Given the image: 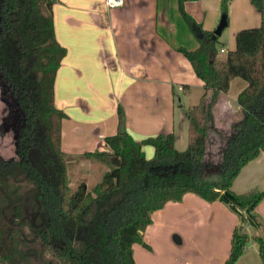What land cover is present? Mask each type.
Returning <instances> with one entry per match:
<instances>
[{"label":"trees","instance_id":"obj_1","mask_svg":"<svg viewBox=\"0 0 264 264\" xmlns=\"http://www.w3.org/2000/svg\"><path fill=\"white\" fill-rule=\"evenodd\" d=\"M56 1L0 0V82L15 134L14 156L0 155V264H137L132 245L150 248L143 231L152 213L187 192L220 200L239 217L224 264H233L250 238L264 262V237L245 230L262 222L252 211L264 190H231L242 166L264 151V0H250L260 23L238 29L234 48L222 55L219 36L177 0L191 30L202 32L194 48H178L203 82L199 101L185 110L187 145L176 149L171 131L135 139L118 106V130L104 137L103 148L80 155L107 167L90 188L69 185L61 148L66 113L54 102V80L66 49L55 37ZM230 1L220 0L227 22ZM236 76L246 85L224 129L217 103ZM209 136L216 146L211 152ZM143 144L152 146L151 157Z\"/></svg>","mask_w":264,"mask_h":264},{"label":"crops","instance_id":"obj_2","mask_svg":"<svg viewBox=\"0 0 264 264\" xmlns=\"http://www.w3.org/2000/svg\"><path fill=\"white\" fill-rule=\"evenodd\" d=\"M183 6L205 30L213 31L221 16L220 0H184ZM52 15L55 37L66 49L54 80V102L66 113L61 122V148L66 155L80 157L103 148L104 137L118 130V106L125 130L135 139L171 131L176 149L183 150L188 140L185 110L195 104H190L192 90L195 97L202 94L203 82L178 50L198 43L178 1L123 0L119 6H107L105 0H57ZM228 21L231 37L221 41L222 30L218 51L233 49L235 32L257 26L260 13L250 0H231ZM93 75L109 77L110 83L92 86L85 77ZM236 78L217 103L220 114L233 113L238 106L236 96L246 82ZM90 98L93 102L86 105ZM142 149L151 157L150 145L143 144ZM253 189L264 190V151L242 166L231 183L238 194ZM252 212L262 222L247 224L245 230L251 237H264V197ZM151 217L143 231L150 248L132 245L137 264H224L239 223L237 214L222 201L208 202L191 192L180 201L166 202ZM233 264H264L253 238Z\"/></svg>","mask_w":264,"mask_h":264},{"label":"rangeland","instance_id":"obj_3","mask_svg":"<svg viewBox=\"0 0 264 264\" xmlns=\"http://www.w3.org/2000/svg\"><path fill=\"white\" fill-rule=\"evenodd\" d=\"M230 29H231V26H228L227 24V26L223 29L222 36L220 38L221 41H227L228 38L231 37ZM218 45H221V44H218ZM222 54L223 53H220V55ZM90 69L95 72L96 67L92 65L90 66ZM236 77H237L236 78L237 81L242 80L241 77L239 76H236ZM85 79L87 80L88 84H91L92 86H95L96 84V86H100L101 88L105 87L103 86V83L104 84L110 83L109 77H95L93 75L92 77H85ZM236 84L237 82L233 83V85L229 89V93L231 94L234 93ZM200 92L198 94H200ZM191 95L192 96L190 99V104L197 103L199 101V98L195 97V90L191 91ZM9 100L10 99L8 98V94L6 91L3 90V86L0 82V155L3 158L12 157L15 154L14 128L12 126V122L9 120L8 115H7V109H8L7 104L9 103L8 102ZM90 100L91 102H93L92 98L86 99L87 101L86 105H89ZM232 116H233L232 113H229V114L219 113L218 115L219 119L217 120V124L224 129L228 128L230 121L232 119L231 118ZM213 143H214L213 139L210 140V136H209V141L207 144H208V149L210 152L216 148V146ZM70 155L71 154L67 155L66 162H67V173H68V178H69V185L72 188H76L80 182H84L86 187L90 188L96 182L100 181V178L103 173L102 169L106 167L105 164L99 161L96 162L94 160H90L91 162L84 163L80 160V158H82L81 156L79 157L77 154H73L74 156H70Z\"/></svg>","mask_w":264,"mask_h":264},{"label":"water","instance_id":"obj_4","mask_svg":"<svg viewBox=\"0 0 264 264\" xmlns=\"http://www.w3.org/2000/svg\"><path fill=\"white\" fill-rule=\"evenodd\" d=\"M226 25H227L226 16L224 14H221L216 27L212 31V37L219 36ZM196 35L198 37H202V32L199 28L196 29Z\"/></svg>","mask_w":264,"mask_h":264},{"label":"built area","instance_id":"obj_5","mask_svg":"<svg viewBox=\"0 0 264 264\" xmlns=\"http://www.w3.org/2000/svg\"><path fill=\"white\" fill-rule=\"evenodd\" d=\"M105 3L107 6H119L123 3V0H105ZM218 52L226 53L227 51L221 47Z\"/></svg>","mask_w":264,"mask_h":264}]
</instances>
